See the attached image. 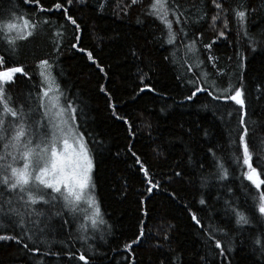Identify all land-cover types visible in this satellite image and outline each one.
Wrapping results in <instances>:
<instances>
[{
    "label": "trees",
    "instance_id": "1",
    "mask_svg": "<svg viewBox=\"0 0 264 264\" xmlns=\"http://www.w3.org/2000/svg\"><path fill=\"white\" fill-rule=\"evenodd\" d=\"M56 2L0 0V26L23 22L19 17L36 25L31 36L17 40L11 53L0 33V53L9 61L0 71L22 66L27 73L17 74L15 83L7 86L11 106L24 104L29 95L33 98L29 103L36 106L42 70L54 77L63 99L73 103L78 130L92 157V185L105 223L91 231L79 210L37 205L45 213L40 217L45 231L36 233L38 240L29 248L39 251L0 241V264H84L77 258L81 253L88 264H264V250L254 242L264 238V220L255 212L264 186L261 190L250 186L244 179L246 167L235 161L242 115L250 154L254 160L264 159V0H220L227 29L223 13L212 26L211 18L217 14L212 0H168L169 7L177 4L184 13L180 25L173 23V44L167 43L164 24L148 14L152 0H139L126 12L130 0H73L71 5L60 0L79 24V32L62 11L40 10ZM233 9L246 11L243 26ZM219 31L225 37H219ZM9 35L14 37L15 30ZM213 40L211 50L205 49ZM194 41L192 53L188 46ZM89 52L95 64L88 59ZM209 55L215 57V68ZM42 60L51 68L38 67ZM192 81L214 94L229 85L240 88L245 108L217 103L203 93L187 100ZM217 162L227 170L226 179L219 178ZM141 164L148 179L158 182L151 194ZM233 210L250 223L237 225ZM193 214L200 225L192 220ZM141 222L144 237L126 250ZM81 223L87 225L86 231L80 230ZM210 227L222 248L230 251L220 255L221 249L205 235ZM0 234H13L12 228L0 229Z\"/></svg>",
    "mask_w": 264,
    "mask_h": 264
},
{
    "label": "snow or ice",
    "instance_id": "2",
    "mask_svg": "<svg viewBox=\"0 0 264 264\" xmlns=\"http://www.w3.org/2000/svg\"><path fill=\"white\" fill-rule=\"evenodd\" d=\"M30 2L39 3V0H24V3ZM138 2L139 0H130V4L125 7V12L127 7H131ZM72 3L73 0H67V5ZM212 3L217 9V14L211 18L212 26L215 27L216 21L221 20V14L223 13L222 24L223 28L227 29V12L223 9L222 3L220 0H212ZM103 7L104 5L101 3L100 8ZM40 10L48 12L53 10L62 11L67 20L79 32V24L72 16L68 15V8L60 0H57L52 8H41ZM233 13L240 25L243 26L246 11L233 9ZM148 14L155 16L164 24L167 29V43L173 44L176 38L173 23L180 25L181 17L184 15L180 11L179 5L174 4L169 7L168 0H152ZM169 15L173 19H169ZM18 19H23L22 28H18L12 22L0 26V33H3V42L8 45L10 53L16 51L17 40L27 39L33 34L36 27L35 24H30L28 19L23 17ZM184 22L187 23V20ZM43 23L47 24L48 21L45 20ZM14 30L16 35L14 37L10 36L9 33ZM180 32L183 33V28H180ZM245 35H247L246 32ZM218 36L225 37V32L219 31ZM75 39L78 43L80 37L76 36ZM215 43L216 41L213 40L211 43L205 44L204 48L210 51ZM72 47L77 48V44L74 43ZM56 50H59L58 45ZM78 50L83 51V49ZM188 51L196 52L195 41L188 46ZM88 59L94 64L96 63L90 52L88 53ZM208 60L212 62V66L215 68V57L209 55ZM8 62V56L0 53V68H4ZM96 66L97 68L100 67L99 64H96ZM196 66L199 67V63ZM38 67L51 68V65L48 60H42ZM188 70L191 71V68ZM100 71H103V69L101 68ZM17 74L27 75L22 66H8L0 71V229L11 227L13 231V234H0V241H14L28 251L35 252L39 249L29 248V243L35 244L38 240L36 233L45 231L44 228L40 227V217L44 216L45 213L43 210H37V205L53 208L61 204L62 208L75 212L79 210V205L85 202L88 208L91 209V217L85 214L83 219L85 221L90 219L92 228H96L98 224L105 222L98 203L89 194L93 188L91 182L93 161L84 134L78 130L76 124L77 109L67 98H64L63 103L61 102L63 92L60 90L59 85L55 83L54 77H51L50 72L46 75L43 70L40 72L42 81L35 99L36 106L32 107L29 103L33 99L31 95L19 107L11 106L9 103L11 98L6 96V89L8 85L15 83ZM203 75L205 81H207V74L204 73ZM141 82L143 83V78H141ZM191 83L193 90L186 97L187 100H193L198 97V94L203 93L217 103L227 104L233 102L240 109L245 108L243 92L240 88H233L229 85L227 88L220 89L218 94H214V91H210L208 87L201 86L196 81ZM144 90L145 88L140 89V91ZM148 90L152 91L151 88H148ZM100 91L107 95L104 86H101ZM25 108L29 110L25 111ZM50 112L62 117L59 123L53 122V115H50ZM36 113H39V118L35 117ZM113 114L115 115V112ZM228 115H231V113L229 112ZM244 115H246V112ZM124 122L128 123L126 119H124ZM239 124L241 128L237 131L235 141L238 145L236 149L238 155H236L235 161L238 166L242 164L246 167L244 179L249 182V185L256 190H261L264 186V178H262L264 177V159L254 160L250 154L249 145L246 141L248 128L244 126L243 115ZM209 151L211 152L212 149L210 148ZM241 152L242 155L239 154ZM133 156H135V153H133ZM136 162L140 163L139 157H136ZM217 168L220 174L219 178L226 179L228 173L223 164L217 162ZM140 170L150 185L146 190L151 194L153 189L158 188V182L148 179V170L142 164ZM176 175L179 176L180 173H176ZM260 201L258 209L255 210L259 214L256 218L264 220V195L260 196ZM200 204H205V201L201 199ZM233 211L237 225L250 223V220L242 213ZM143 214L147 215V212L145 211ZM55 215L60 216L61 212L57 211ZM13 217H16V219H13ZM192 220L200 225V221L194 214ZM64 223L68 224L69 221L65 220ZM29 224L32 227H28ZM17 228L19 232H16ZM79 228L82 232L86 231L87 225L81 223ZM144 235L143 222H141L139 234L130 243L125 244V249L131 250L134 244L141 242ZM205 235L210 242H214L216 249H221L220 255H223L225 251H230V249L222 248L221 242L215 237V229L210 227ZM81 239H86V237L82 236ZM254 242L264 250V238H258ZM71 255L74 256L75 254ZM77 258L84 261V264H88V260L83 253Z\"/></svg>",
    "mask_w": 264,
    "mask_h": 264
},
{
    "label": "rangeland",
    "instance_id": "3",
    "mask_svg": "<svg viewBox=\"0 0 264 264\" xmlns=\"http://www.w3.org/2000/svg\"><path fill=\"white\" fill-rule=\"evenodd\" d=\"M21 25L22 27H23V22H20L19 23V20L16 22V25ZM46 74V73H45ZM48 74V73H47ZM46 74V75H47ZM46 86V85H45ZM63 97H61V102L63 103ZM50 115H53V122L54 123H59L60 122V120L62 119V117H60V116H58V115H55V114H53V113H51L50 112ZM91 175H92V173H91ZM92 182V181H91ZM91 196H93L94 198H95V194H94V190H93V188L91 189V191H90V193H89ZM96 200V199H95ZM97 202V201H96ZM79 211L82 213V215L83 216H85V214H87L89 217H91V209H89L88 208V205H87V203H85V202H82L80 205H79ZM89 222H90V224H91V220L89 219L88 220ZM87 222V221H86ZM88 229H94V230H91V231H99L100 230V228H92V227H90V228H88Z\"/></svg>",
    "mask_w": 264,
    "mask_h": 264
}]
</instances>
